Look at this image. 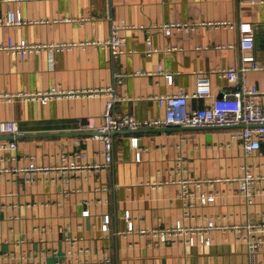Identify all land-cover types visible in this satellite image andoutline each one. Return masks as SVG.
Listing matches in <instances>:
<instances>
[{
    "label": "crops",
    "instance_id": "1",
    "mask_svg": "<svg viewBox=\"0 0 264 264\" xmlns=\"http://www.w3.org/2000/svg\"><path fill=\"white\" fill-rule=\"evenodd\" d=\"M8 8L28 22L0 23V40L81 42L108 37L113 22L130 25L120 31L126 45L116 56L95 44L40 51L26 59L0 53V122L14 120L23 131L15 138L16 149L0 150L8 166L22 165L28 156L39 164L54 163L63 151H82L83 160L89 162L105 158L104 144L91 129L102 123L108 94H80L45 103L13 94L111 87L114 72L141 71L115 85L118 114L139 119L163 116L164 108L155 96L178 90L189 94L190 108L203 107L212 98L193 95L200 71L208 74L213 96L237 88L220 70L240 61V22L252 24L254 53L264 63V1L0 0V22ZM216 20L233 25L204 23ZM177 21L189 26H173L170 32L162 26ZM148 38L154 48L151 52ZM159 67L173 73L172 83H167ZM247 77L264 90V69L249 70ZM241 127L122 129L111 132L112 161L105 170L78 171L69 181L62 176L41 177L25 184L11 172L0 174V264H105L107 256L110 264H247L246 244L231 228L213 229L210 244L194 246L154 244L136 232L115 233L126 227V210L136 225L172 224L183 210L181 178L191 179L186 187L192 191L215 196L212 201L196 202L187 224H202L209 218L219 224H238L263 215L264 178L259 182L263 191L252 204L239 194L234 179L245 163L251 164L254 174L264 175V141L254 154L245 156L235 135ZM45 133L54 135L32 136ZM133 137L138 138L137 145ZM178 156L184 160V171L177 164ZM195 180L200 181L198 185ZM107 212L112 221L110 230L103 231L102 214ZM258 260L264 264V243Z\"/></svg>",
    "mask_w": 264,
    "mask_h": 264
},
{
    "label": "built area",
    "instance_id": "2",
    "mask_svg": "<svg viewBox=\"0 0 264 264\" xmlns=\"http://www.w3.org/2000/svg\"><path fill=\"white\" fill-rule=\"evenodd\" d=\"M6 2L10 0H5ZM251 2L264 0H250ZM28 22L11 8L7 9L6 15L0 22L4 25L24 24ZM208 25L223 26L233 25L227 20H216L204 22ZM130 26L126 24L112 23L110 34L104 39H90L81 42L62 41V42H30L26 39L15 40L11 37L6 40H0V53H15L22 59L28 58L32 54L40 51L58 52L74 45L95 44L106 47L113 56L123 53L125 50L126 39L120 33L121 29ZM163 28L170 32L173 26H189L188 22H167ZM239 47L242 50L240 61L237 65H232L220 70V74L230 82L236 84L237 88L229 92H224L220 96L212 95L211 81L206 72L200 71L197 74L196 85L193 95L196 97L212 98L203 107L190 108L189 94L184 90H178L176 93H163L155 96L159 105L164 108L163 116L153 118L139 119L131 114H118L115 110V101L118 94L115 91V85H121L127 75L142 73L114 72V82L110 87L104 88H84V89H65L49 88L44 90H34L18 92L15 96L26 99H35L43 103L59 97H73L80 94H108L103 114L102 123L91 129L94 136L103 142L105 158L103 161H84L86 156L84 152L63 151L59 154L58 160L54 163L39 164L33 158L28 156L27 162L22 165L8 166L5 163L6 158H0V174L11 172L18 179L19 183H28L39 178L54 180L57 176H62L66 181L72 178V175L82 170H105L112 161V136L111 132L122 129H135L139 127H162L177 125L183 127H220L236 126L242 127L237 130L236 136L240 138V143L245 156L254 154L264 141V101L260 100L264 96V90H260L256 85L250 84L247 72L249 70L264 69V63L259 61L254 53L255 32L250 22L239 23ZM132 27V26H131ZM148 51L154 50L150 38L147 40ZM159 72L165 74L167 83L173 82V73L169 70H163L159 67ZM3 94H0V96ZM6 97H12L10 94H4ZM23 131L19 124L14 120H4L0 122V134L12 135V139L0 140V150H13L17 148L15 136L21 135ZM137 137L132 138L133 145H137ZM9 157V156H7ZM139 157V155H137ZM183 158L178 156L177 164L184 171ZM54 172H58L52 174ZM264 175H256L251 170V164L245 163L242 166V172L234 179L238 185V192L244 198L247 204H252L254 196L262 192L259 186L260 180ZM191 179L181 178V188L179 198L182 202V214L172 224L168 226L146 227L136 225L130 211L126 210L124 218L126 222L125 229H116L115 233L126 234L136 232L142 236H148L154 244L163 243H182L185 246H194L197 243L210 244L209 232L213 229L231 228L239 234L238 238L246 244L247 264H259L258 252L264 243V214L258 219L247 220L236 224H219L215 219L209 218L202 224H187L186 219L191 217V208L196 202H206L214 200V194L197 193L186 187L187 181ZM197 185L200 181L195 180ZM88 210H83L87 215ZM112 218L110 213L102 214L101 229L110 230ZM243 232V233H242ZM105 264H110V257H103ZM60 264V263H57Z\"/></svg>",
    "mask_w": 264,
    "mask_h": 264
},
{
    "label": "water",
    "instance_id": "3",
    "mask_svg": "<svg viewBox=\"0 0 264 264\" xmlns=\"http://www.w3.org/2000/svg\"><path fill=\"white\" fill-rule=\"evenodd\" d=\"M256 33V32H255ZM257 35H259V32L257 33ZM256 41H258L259 42V37H257L256 38ZM187 128H205V127H187ZM182 129H185V127L184 128H182ZM69 135H78V134H81V133H85V132H67ZM91 133V132H90ZM94 133V132H93ZM25 134H23L22 136H24ZM35 135H46V136H52V135H54V134H50V133H45V134H33L32 136H35ZM18 137H20V135H18V136H15V138H18ZM0 138H9V139H12L13 138V136L12 135H0Z\"/></svg>",
    "mask_w": 264,
    "mask_h": 264
}]
</instances>
